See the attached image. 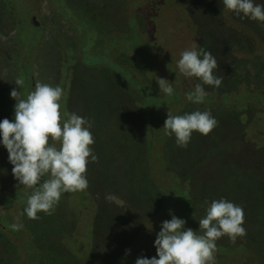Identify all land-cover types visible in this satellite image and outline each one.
<instances>
[{
  "label": "rangeland",
  "instance_id": "obj_1",
  "mask_svg": "<svg viewBox=\"0 0 264 264\" xmlns=\"http://www.w3.org/2000/svg\"><path fill=\"white\" fill-rule=\"evenodd\" d=\"M3 1L9 11L8 17L3 20L6 24L3 36L6 38H1L0 43L4 54L12 59L7 67L5 63L0 67V99L3 97V91H8V98L12 99L13 89L21 91L22 97L26 98L32 91V83L36 84L37 81L52 84L50 70L55 67L57 58L51 52L48 36L31 24L33 17L39 23L38 26L50 31L56 30L58 33L61 31L62 36L58 35L56 39L59 46L66 39L65 36L71 38V27L74 26L78 34V46L83 54L81 59L87 66L100 62L111 65L109 54L115 48L116 52L128 51L133 61H127V64L139 73L145 63L149 83L144 84L140 77L128 69L118 68L125 83L138 91L142 97L135 99L133 103L138 109L139 116L133 117L138 125L136 127L139 129L140 143L137 153H132L122 144L119 156L116 155L118 157L115 156L114 150L106 149L107 157H104L107 162L93 163L97 173L90 172L89 163L86 172L89 186L83 195L80 192L64 193L66 197L61 196L52 215L41 212L38 213L39 219L31 220L24 213L27 198L32 193L31 189L25 190L16 182L0 193V227L5 228L2 229L4 233H0V264H135L139 257H157V253L149 251L156 250L155 240L161 231V225L164 221H170L172 215L186 221L185 229L191 228L198 232L199 225L194 216L200 215V211L196 204L197 209L195 208L193 216L192 205L199 194V179L194 178L189 191V185L180 179L182 171L181 160H176L177 145L174 146V143L169 147L172 152L175 150L172 162H169L171 160L164 154L169 142L162 128L169 110L174 115L190 114L197 110L211 111L218 121V125L208 136L194 133L193 137L199 141L198 158L205 149H219L218 153H212L208 159H202L197 166V176L212 171L219 156L226 161L237 157L242 160L247 154L254 152L257 160L264 161V81L261 80L264 78V25L260 22L240 19L234 13L223 12L222 0H115L110 4L112 11L109 7L106 13L115 16L111 26L118 34L106 35V42H102L95 49L91 44H94L92 28L84 27L88 24L72 15L69 8L58 7L53 0ZM86 1L94 7L92 3L96 0ZM255 2L264 4V0ZM74 6L80 9L78 5ZM50 15H55L53 24L50 22ZM126 17L129 20L128 26L125 23ZM135 19L139 21L138 25ZM143 20L145 23L150 21V24H147L150 28L148 34L144 33ZM226 35L229 36L225 38ZM243 40L249 41L250 52L245 53L242 50L240 42ZM226 41L239 42L236 48L232 47L234 55L239 58H259L254 66L259 81L263 82L262 86L250 80V83L246 84L245 79L238 84L237 90L227 91L225 88L205 86L207 96L203 103L188 101L186 94L194 90L198 80L186 78L179 73L176 62L181 52L190 49L194 43L198 51L200 48L211 51L218 62L214 75L224 77L222 84L228 85L230 80L223 70L228 69L223 65L229 57ZM17 78L24 80L21 89L15 84ZM158 78L171 83L174 89L171 97L161 93ZM75 101L76 105L78 104L75 109L82 112L85 109L83 100ZM15 102L17 103L16 100ZM60 111L62 121L67 119L68 114H63L65 110L61 108ZM106 111L100 110L97 113L111 114ZM128 111L123 112L124 116L126 113L129 115ZM124 129L131 135L137 130L130 124L129 129ZM126 130L120 133L127 135ZM112 138V142H115L116 137ZM120 159L137 162L144 171L145 161L149 170L147 174L155 182V191L159 193L154 198V208L157 209L151 214L152 217L147 216L146 212L141 213L140 223L132 210L130 212L133 216L125 214L126 211L117 213V207L124 208L125 203L119 200H105V191L115 189L113 182L120 179L118 174L111 178V174L116 171V168L111 167ZM94 176L96 178H93ZM94 188L97 199L88 196V191ZM104 204L106 210H103ZM95 210L99 212V216L94 224ZM108 216L111 223L105 226L104 220ZM13 223H20L23 227L19 231H13L10 227ZM101 240L105 243L97 248ZM216 243L215 264H264L261 254H255L242 246L228 248L221 238ZM102 245H106V249H102ZM126 250H130V254L126 255Z\"/></svg>",
  "mask_w": 264,
  "mask_h": 264
},
{
  "label": "clouds",
  "instance_id": "obj_2",
  "mask_svg": "<svg viewBox=\"0 0 264 264\" xmlns=\"http://www.w3.org/2000/svg\"><path fill=\"white\" fill-rule=\"evenodd\" d=\"M222 4L223 12L264 25V4L255 0H222ZM176 63L181 75L198 80L194 90L186 94L190 102H204L205 86L219 88L222 85L223 77L214 75L218 69L215 56L203 48L198 51L195 43L181 52ZM157 83L161 93L168 97L173 95L169 81L158 78ZM15 84L21 89L24 80L17 78ZM63 94L62 87L39 81L26 98L21 91L13 89L11 97L17 101L14 122L7 118L0 122V137L13 165V176L19 186L32 190L24 208L31 220L39 219L41 212L52 215L62 194L85 191L89 186L87 165L98 161L91 147L95 143L90 131L92 123L75 113L68 114L62 121ZM217 125L211 111L174 115L169 110L162 130L166 136L175 137L178 147L187 148L194 132L206 137ZM116 199L112 194L105 195L108 202ZM198 222V232L185 229L186 221L172 215L170 221L162 223L155 240L158 258L139 257L135 264H215L216 242L220 238L228 237L235 244L239 237L246 235L243 208L227 199L208 204L206 215ZM10 227L19 231L23 225L13 223ZM128 254L130 250H126Z\"/></svg>",
  "mask_w": 264,
  "mask_h": 264
},
{
  "label": "trees",
  "instance_id": "obj_3",
  "mask_svg": "<svg viewBox=\"0 0 264 264\" xmlns=\"http://www.w3.org/2000/svg\"><path fill=\"white\" fill-rule=\"evenodd\" d=\"M4 4L5 2L0 0V41L2 40L1 38H6L3 36L5 34L3 32L4 27L6 26L3 20L8 17L7 13L9 11ZM87 26H89V28L91 27L90 25H84V27ZM228 36L229 35H226L225 38ZM91 44L94 46L93 42H91ZM237 44H239L238 41H226V50L229 57L223 62V65H225L228 69L223 70H225L224 75L226 74V77H229L230 82L228 85H226V83L222 84L220 88H225L227 91L237 90L239 89L238 84L242 81V79H245L246 84L256 81L257 84L262 86L261 84L263 82L261 83L259 81V78L257 77L258 73L254 66L255 62H258L259 58L257 56H244L239 58L237 55H234L232 47L236 48ZM240 44H242L241 47L245 53L250 52L251 45L248 40H243L240 42ZM2 49L3 47L0 43V67L2 63H5V66L7 67L12 58L7 54H4ZM1 73L2 70L0 68V74ZM261 80L264 81V78ZM86 100L89 109L86 105L84 109L85 113L83 114L84 116H80L88 119L92 123V128L90 131L92 132L95 143L91 147L95 155H101L98 156L97 162L101 163L105 161V157H107L105 155V151L108 148H110L111 151L114 150L115 156H119L121 152L120 146L122 144H124L128 150L132 151V153H137V147L139 146L140 141L138 140L139 129L136 127L137 124L134 122L136 120L133 117L134 115L130 114L129 117H126L123 114L125 111L127 112L129 110V113L132 111L129 107H133V103L136 100L128 99L129 103L125 104L124 99H100L101 106L99 110H102L103 112H107L106 110H108L111 112V114L101 113L100 115H98V113H92V111H94V105L97 103L96 99ZM14 101V99L8 98V91H3V97L0 99V122H2L5 118L14 122V108L16 105ZM124 106L127 108V110H125L126 108ZM129 124L132 125L133 129H137L135 133L132 132V135L129 134L126 129H124H129ZM123 130L127 131V135L120 133V131ZM194 133L190 143L187 146L188 148H180L177 146L176 160H181L180 167L182 174L180 179L181 182L183 181L185 184L189 185V191L191 189L193 180H195L194 178L197 177V179H199L197 180L199 184L197 189L199 194L196 196V200L193 201V204L194 202L195 204L192 205L193 216L195 213V208L197 209V205L198 210L200 211V215L194 216L196 223L199 225L198 221L206 215V208L208 204L214 200H219L222 198L227 199L228 201L233 202L234 204L243 208L245 218L243 227L246 229V235L239 237L237 239L239 242L236 241V243L233 245H230L228 237H222L221 239L223 242H226V247L240 248L242 246L255 254H261L264 257V161L257 160L255 158L256 154L254 152L251 153V155L247 154V156H245L242 160L237 157L235 159H228L226 161L225 159H222L221 156H219L212 171L202 174L201 176H197V166L200 164V162H202V159H208L212 153H218L219 149L218 147L215 149H205L203 150L202 155H200L198 158L197 153L200 152V148L198 147L199 141L193 137ZM112 137H116L115 142H112ZM213 141L215 143V140ZM168 142L169 146L168 149L164 150V154H167V158L171 160L169 162H172L174 159L173 152L175 150L172 152L169 147L171 144L174 145L175 137H168ZM174 146H176V143ZM191 152L192 155H190ZM122 159H120L111 167L113 169L116 168L114 174H111V178L118 174L120 179L116 182H113L115 183V189H112L110 192L105 191V194H112L117 198L116 200H119L121 203H125L124 208L117 207V213L118 211H126L125 214L132 215L130 212L132 210L133 214L138 216V219L140 218L141 213L145 212L147 213V216L150 215V217H152L151 214L157 209L154 208V205L156 204L154 198H156L159 193L155 191V189H157L155 182H153L147 174L149 173V170L147 168L146 162L144 161V171L140 166H138L139 164L137 162H126ZM90 164L89 170L93 173L95 172V168H93V162H90ZM12 169L13 165L9 162L8 151L3 146L2 137H0V193L6 191L12 185L18 182L13 176ZM100 171L101 169L98 170V172ZM95 173H97V171ZM93 178H96V176ZM106 182H108V180ZM94 190L96 191V188L89 190L88 196L93 199H97L98 196ZM80 193L83 195L85 192L83 191ZM62 195L64 198L66 197L64 194ZM103 206V210H106L105 204ZM70 214L73 215L72 213ZM104 221L105 226L110 225L111 223L109 216ZM138 221L140 223V219ZM2 229L5 228L0 227V233H4ZM151 251L153 250H150L149 252ZM153 252L155 253V251ZM37 259H40L39 255L37 256ZM228 264L232 263L228 262Z\"/></svg>",
  "mask_w": 264,
  "mask_h": 264
},
{
  "label": "flooded vegetation",
  "instance_id": "obj_4",
  "mask_svg": "<svg viewBox=\"0 0 264 264\" xmlns=\"http://www.w3.org/2000/svg\"><path fill=\"white\" fill-rule=\"evenodd\" d=\"M53 1L59 5L58 7L69 8L72 15H74L77 19H83L88 25L92 27L94 33V47L97 48L102 42H106V35L117 33V30L111 26V21L115 16L112 13H106L107 9L110 7V4L115 0H96L92 3L94 7H92L91 4H88L86 0ZM74 5H78L80 9H76V6ZM101 9H104V11H101ZM110 11H112L111 7ZM102 14L105 16H102ZM54 16L55 15L49 16L50 22L52 24L55 21ZM128 21L129 20L126 17L125 23L127 26ZM135 22L137 25L139 24V21L136 19ZM148 23L150 24V21L147 20L145 23L143 20L145 34L150 32V28L147 25ZM36 27L40 28L41 31H43L48 36L51 52L55 58H57L55 67L53 66L51 68L52 70H50V77L52 79L51 86H60L64 90L62 100L60 101L61 108L65 110V113L63 114L75 113L79 116H82L85 113L84 110L79 112L75 109L78 108V104L76 105L75 101L77 99H82L84 102V107L87 105L88 109L89 106L86 99H96L97 103H95L94 111H92V113L95 114L100 111V99H124L125 104L129 103L128 99H142L138 91L127 85L124 81V77L118 72V68L128 69L131 73L140 77L141 82L146 85L149 83L145 63H143L144 65H142L141 71L139 73L134 71V68L131 65L127 64V61H133L132 55L129 54L128 51L123 52V50H121L116 52L115 48V50L109 54L111 65L107 66L100 62L94 66H87L81 59L83 54L78 46V34L74 26L71 27V29H73V33L70 35L71 38L69 39V37L65 36L66 39L60 43V46L58 43H56V39L58 35L62 36L61 31L58 33L56 30L50 31L43 26ZM31 78L33 79L32 76ZM34 85L35 83H32L31 85L32 91H34ZM129 108L132 110L130 113L128 112L129 115L131 114L139 116L136 106L133 105V107ZM98 115L100 114L98 113ZM129 115L127 113L125 114V116L128 117ZM94 216L93 222L95 224L98 219V213L96 210L94 211ZM104 243L105 241L101 240L96 247L98 248ZM108 246L109 245L107 243V247ZM102 247V249H106V245H102ZM153 251L157 253L156 250ZM153 251H151V253H154Z\"/></svg>",
  "mask_w": 264,
  "mask_h": 264
},
{
  "label": "water",
  "instance_id": "obj_5",
  "mask_svg": "<svg viewBox=\"0 0 264 264\" xmlns=\"http://www.w3.org/2000/svg\"><path fill=\"white\" fill-rule=\"evenodd\" d=\"M31 24H32L33 26H38L39 23L36 21L35 18H32V19H31Z\"/></svg>",
  "mask_w": 264,
  "mask_h": 264
},
{
  "label": "crops",
  "instance_id": "obj_6",
  "mask_svg": "<svg viewBox=\"0 0 264 264\" xmlns=\"http://www.w3.org/2000/svg\"><path fill=\"white\" fill-rule=\"evenodd\" d=\"M98 216H99V212H98ZM98 220V219H97ZM148 257V255L146 256V258Z\"/></svg>",
  "mask_w": 264,
  "mask_h": 264
}]
</instances>
